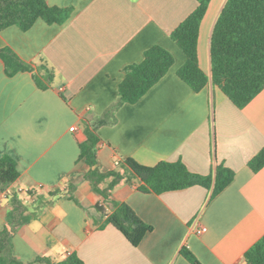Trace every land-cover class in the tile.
<instances>
[{
  "label": "crops",
  "instance_id": "obj_1",
  "mask_svg": "<svg viewBox=\"0 0 264 264\" xmlns=\"http://www.w3.org/2000/svg\"><path fill=\"white\" fill-rule=\"evenodd\" d=\"M225 1L210 0L199 25L198 62L208 77L210 34ZM45 2L70 9L68 19L0 31V49L54 71L40 90L32 73L8 77L0 60V158L16 162L19 177L10 190L36 212L11 237L15 259L45 264L37 259L57 262L74 253L84 264H189L180 254L185 247L200 264H244L245 252L264 235V167L254 173L247 166L264 147V89L238 109L211 84L194 93L179 80L185 56L170 33L194 11L195 0ZM154 45L168 50L174 64L136 104L119 106L114 121L97 130L96 168L106 172L127 158L148 167L179 161L206 176L222 164L234 178L212 199L200 186L160 195L117 186L112 200L152 227L133 247L111 225L98 228L104 217L95 206L102 198L83 178L88 168L79 160V143L84 122H95L117 101L124 68ZM10 208L0 192V232ZM199 227L207 231L195 234Z\"/></svg>",
  "mask_w": 264,
  "mask_h": 264
},
{
  "label": "trees",
  "instance_id": "obj_2",
  "mask_svg": "<svg viewBox=\"0 0 264 264\" xmlns=\"http://www.w3.org/2000/svg\"><path fill=\"white\" fill-rule=\"evenodd\" d=\"M195 2L194 11L170 33L171 40L185 56L176 76L194 93L211 84L219 88L236 108L242 109L264 89V0L225 1L210 34V77L199 67L197 55L199 25L210 0ZM70 13L67 8L48 6L45 0H0V31L11 26L27 31L39 19L47 24L61 25ZM0 60L8 77L19 72L32 73L40 90H46L54 79V71L47 64H27L9 48L0 49ZM173 64L174 57L168 50L158 45L146 49L139 63L124 68L117 101L95 122H84V140L79 143V160H83L88 168L83 178L102 198V203L95 206V211L104 217L98 228L111 225L133 247L141 243L152 227L140 220L129 205L112 200V192L117 186L135 185L137 191L154 195L200 186L210 191L212 199L234 178V172L222 164L216 165L206 176L190 172L179 161H162L148 167L127 158L106 172L96 168V150L100 141L97 130L114 121L113 112L119 106L136 104ZM247 166L254 173L264 167V147ZM18 177L16 162L9 156L0 158V192L6 194L11 207L6 216V226L0 232V264H20L12 255L11 237L36 217L35 209H30V204L19 196V192L10 190ZM72 190H69L70 198ZM180 254L189 264H200L187 248L183 247ZM37 261L84 264L74 253L57 262L47 258H38ZM243 261L244 264H264V235L245 252Z\"/></svg>",
  "mask_w": 264,
  "mask_h": 264
},
{
  "label": "built area",
  "instance_id": "obj_3",
  "mask_svg": "<svg viewBox=\"0 0 264 264\" xmlns=\"http://www.w3.org/2000/svg\"><path fill=\"white\" fill-rule=\"evenodd\" d=\"M69 131H70V132H73V131H74V127L69 128ZM3 195L6 197V194L3 193ZM206 231H207V229H206L205 227H199V228H195V229H194V232H195V234H197V235L203 234V233H205Z\"/></svg>",
  "mask_w": 264,
  "mask_h": 264
}]
</instances>
